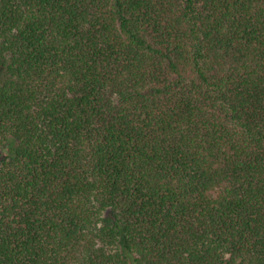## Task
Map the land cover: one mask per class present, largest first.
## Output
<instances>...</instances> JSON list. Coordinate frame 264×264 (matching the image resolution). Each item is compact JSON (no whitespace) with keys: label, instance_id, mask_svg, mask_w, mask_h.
Listing matches in <instances>:
<instances>
[{"label":"trees","instance_id":"trees-1","mask_svg":"<svg viewBox=\"0 0 264 264\" xmlns=\"http://www.w3.org/2000/svg\"><path fill=\"white\" fill-rule=\"evenodd\" d=\"M0 264H264V0H0Z\"/></svg>","mask_w":264,"mask_h":264},{"label":"rangeland","instance_id":"rangeland-1","mask_svg":"<svg viewBox=\"0 0 264 264\" xmlns=\"http://www.w3.org/2000/svg\"><path fill=\"white\" fill-rule=\"evenodd\" d=\"M6 150V149H5Z\"/></svg>","mask_w":264,"mask_h":264}]
</instances>
